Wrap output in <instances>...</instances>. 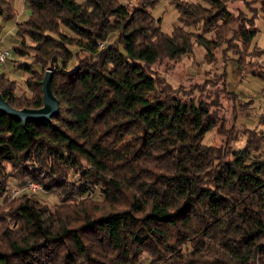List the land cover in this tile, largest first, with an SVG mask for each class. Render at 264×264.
<instances>
[{
	"label": "trees",
	"instance_id": "obj_1",
	"mask_svg": "<svg viewBox=\"0 0 264 264\" xmlns=\"http://www.w3.org/2000/svg\"><path fill=\"white\" fill-rule=\"evenodd\" d=\"M24 1L30 14L11 48L31 58L19 66L31 96L1 71L0 93L15 108H40L51 69L59 114L24 124L0 112V199L10 165L58 202L27 189L3 198L0 264H264V134L240 120L252 101L236 105L218 73L194 95L158 71L195 44L216 67V51L237 36L249 47L254 18H233L236 0H175L178 24L167 34L152 14L157 0ZM256 9L264 18V0ZM16 16L0 0V33ZM211 90L233 106L228 126ZM239 125L246 138L236 149ZM214 129L221 144H204Z\"/></svg>",
	"mask_w": 264,
	"mask_h": 264
},
{
	"label": "rangeland",
	"instance_id": "obj_2",
	"mask_svg": "<svg viewBox=\"0 0 264 264\" xmlns=\"http://www.w3.org/2000/svg\"><path fill=\"white\" fill-rule=\"evenodd\" d=\"M11 1L17 11V16L14 19L5 20V26L0 33V35L6 38L5 44L9 47H12L13 44H17L20 39L16 35V24L23 21L30 14V10L24 0ZM174 1L175 0H157L154 8H152L153 16L156 19H161V29L167 34H171L175 25L178 24V11L173 3ZM189 1L196 2L200 0ZM134 2V0L130 1L131 4ZM259 5L260 0H236L228 4V9L231 11L233 18L240 16L242 20H247L248 25L250 24V19L248 18H254L257 32L247 49L240 44V38L237 36V39L234 41L237 42L238 45H234V41H231L233 44L231 47L224 45L223 48H219L218 51H216V67H212L211 64L202 62L205 50L203 47L195 44L193 54L185 55L178 59H163L158 66V71L161 76L165 77L168 82L174 86V88L184 91H193L194 95L195 84H202L206 79L218 78L217 73L223 75L228 91L235 92L237 95V100L239 102L236 101V105L240 106V102L252 101V103L245 107L247 111L241 118L239 114L241 122L264 134V77H262V75H264V18L260 12H257L256 8H258ZM189 29L197 30L198 28L191 27ZM229 35L230 33L228 36ZM209 36L210 34L208 37ZM224 49L225 51H223ZM29 63H31L30 57H19L13 54L12 58L5 65L0 64V71L7 72L8 77L19 84L17 90L18 95L26 93L27 96H31V92L25 87V81L23 82V80L28 77V74L19 67L21 64ZM198 88H200V86ZM198 94L199 92L196 93V96H198ZM221 94L222 92H219V90L217 93L211 90V92L209 91L208 93V100L214 103L211 109L215 108L214 110L217 111H215L216 117L221 120L220 122L226 121V126H228L231 123L232 117H234V109L233 106L229 108L226 96ZM202 96H204V93ZM238 132L242 140L235 142L234 147L236 149L244 147V140L246 138V136L242 134L243 128L241 125H239ZM221 139L222 138L217 134V129H214L207 133L203 143L207 145H220ZM6 168L9 173L7 178L8 192L3 198L8 197V194H10V198H12L20 194L17 192L24 189L23 187L28 184L26 181H31H29L27 177H25L26 179L20 176L18 177L17 174L12 171L10 165H6ZM21 182H26L27 184L20 186ZM34 196L50 207H53L54 204L58 202V197L56 195L43 191L34 193ZM3 198L0 199V204ZM92 198L96 200L102 199L99 187L92 195ZM7 222H10V220L7 219ZM143 260L149 263L150 259L143 256Z\"/></svg>",
	"mask_w": 264,
	"mask_h": 264
},
{
	"label": "water",
	"instance_id": "obj_3",
	"mask_svg": "<svg viewBox=\"0 0 264 264\" xmlns=\"http://www.w3.org/2000/svg\"><path fill=\"white\" fill-rule=\"evenodd\" d=\"M53 70L47 69L42 80L43 105L40 108H15L10 105L0 93V112L22 121H50L59 114V101L53 93L51 80Z\"/></svg>",
	"mask_w": 264,
	"mask_h": 264
},
{
	"label": "built area",
	"instance_id": "obj_4",
	"mask_svg": "<svg viewBox=\"0 0 264 264\" xmlns=\"http://www.w3.org/2000/svg\"><path fill=\"white\" fill-rule=\"evenodd\" d=\"M6 38L0 37V64L5 65L12 58V48L5 44ZM100 48L104 47L103 43H100ZM24 189L32 191L34 193H40L43 191L42 186L34 181L29 182Z\"/></svg>",
	"mask_w": 264,
	"mask_h": 264
},
{
	"label": "crops",
	"instance_id": "obj_5",
	"mask_svg": "<svg viewBox=\"0 0 264 264\" xmlns=\"http://www.w3.org/2000/svg\"><path fill=\"white\" fill-rule=\"evenodd\" d=\"M24 2H25V1H24ZM29 10H30V9H29ZM1 36H2V35H1ZM1 36H0V37H1ZM2 37H3V36H2Z\"/></svg>",
	"mask_w": 264,
	"mask_h": 264
}]
</instances>
